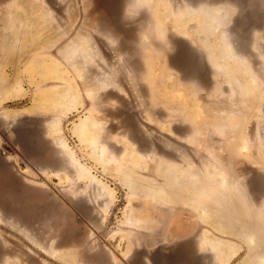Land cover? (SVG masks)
I'll return each mask as SVG.
<instances>
[{
    "label": "rangeland",
    "instance_id": "rangeland-1",
    "mask_svg": "<svg viewBox=\"0 0 264 264\" xmlns=\"http://www.w3.org/2000/svg\"><path fill=\"white\" fill-rule=\"evenodd\" d=\"M263 18L0 0V264H264Z\"/></svg>",
    "mask_w": 264,
    "mask_h": 264
},
{
    "label": "flooded vegetation",
    "instance_id": "flooded-vegetation-1",
    "mask_svg": "<svg viewBox=\"0 0 264 264\" xmlns=\"http://www.w3.org/2000/svg\"><path fill=\"white\" fill-rule=\"evenodd\" d=\"M257 13L258 14H260L261 12H258V8H257ZM263 23H264V18H263V20H261V24H260V26L262 27V25H263ZM236 24H237V22H236ZM258 24H257V26H255L254 28H252V29H249V30H246V31H244V30H241V29H239L240 31H241V33H242V35H245V36H247V35H249L251 32H253V31H258V29H259V27H260ZM238 27V26H237ZM253 30V31H252ZM182 56V55H181ZM178 57H179V55H178ZM180 59H181V57H179ZM195 58V57H194ZM186 59V58H185ZM198 63H200V58L198 57V58H196L195 59V61H193V63H192V65L194 66V64H198ZM195 67V66H194ZM197 68V67H196ZM199 78V77H198ZM199 79H202L201 77L199 78Z\"/></svg>",
    "mask_w": 264,
    "mask_h": 264
},
{
    "label": "bare ground",
    "instance_id": "bare-ground-1",
    "mask_svg": "<svg viewBox=\"0 0 264 264\" xmlns=\"http://www.w3.org/2000/svg\"><path fill=\"white\" fill-rule=\"evenodd\" d=\"M220 11H221V10H220ZM217 17H218V16H217ZM19 34H20V33H19ZM251 81H252V80H251ZM253 82L255 83V80H253ZM253 85H254V84H253ZM88 139H89V138H88ZM88 143H89V142H88ZM89 145H90V143H89ZM243 149H244V150H247V146L244 145V146H243ZM127 181H128V180H127ZM129 181H130V180H129ZM129 184H130V183H129ZM221 184H222V186H223L224 182L222 181ZM253 238H254V237H253ZM253 238H250V240H251L252 243H253ZM229 251H230V250H229ZM229 251H228V253H229ZM235 252H236V251H233L232 253L230 252L231 256L235 255Z\"/></svg>",
    "mask_w": 264,
    "mask_h": 264
},
{
    "label": "crops",
    "instance_id": "crops-1",
    "mask_svg": "<svg viewBox=\"0 0 264 264\" xmlns=\"http://www.w3.org/2000/svg\"><path fill=\"white\" fill-rule=\"evenodd\" d=\"M35 237V236H34ZM36 238V237H35Z\"/></svg>",
    "mask_w": 264,
    "mask_h": 264
}]
</instances>
